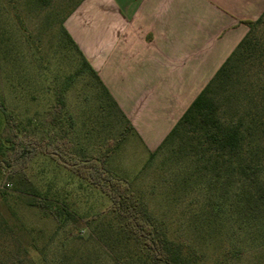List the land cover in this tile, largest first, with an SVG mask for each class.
<instances>
[{
    "label": "trees",
    "instance_id": "trees-1",
    "mask_svg": "<svg viewBox=\"0 0 264 264\" xmlns=\"http://www.w3.org/2000/svg\"><path fill=\"white\" fill-rule=\"evenodd\" d=\"M42 1L26 0V4L43 5ZM72 9L60 21L57 46L76 56L75 74L83 73L84 85L92 93L89 107L82 110L81 128L85 135L95 134L96 138L119 128L116 141L108 140V147L98 155L70 151L72 144L62 114L68 83L55 89L53 105L47 115L33 123L30 134L7 109L0 93L5 115L0 145L8 144L7 159H0V172H7L8 177L18 174L31 154L41 153L105 195L110 217L80 237L81 246L60 254L51 249L48 258L45 245L55 237L57 228L49 235L41 228H27L31 248L42 255V264H221V255L209 263L194 246L177 238L127 179L107 169L112 150L129 132H136L66 31L63 21ZM1 10L0 53L13 61L18 54L17 41L11 37L9 10ZM242 22L248 26L247 32L149 157L160 154V165L173 171L168 201L190 212L195 235L215 241L221 225L229 223L250 233L252 242L264 248V10L256 19ZM24 203L40 210L42 217L54 218L56 226L64 215L70 216L48 196L26 197ZM17 226L21 231L24 228L23 223ZM39 240H44L43 246Z\"/></svg>",
    "mask_w": 264,
    "mask_h": 264
},
{
    "label": "rangeland",
    "instance_id": "rangeland-1",
    "mask_svg": "<svg viewBox=\"0 0 264 264\" xmlns=\"http://www.w3.org/2000/svg\"><path fill=\"white\" fill-rule=\"evenodd\" d=\"M76 1L43 0V5L33 6L26 4V0H0L1 13L3 7L9 10L11 37L18 47L13 61H7L0 53V93L7 109L14 112L30 134L33 123L47 115L53 105L55 89L68 83L62 114L72 144L70 151L76 155H98L108 147V140L115 143L119 128L103 132L99 138L84 134L82 110L89 107L92 93L84 85L83 73L75 74L79 63L76 56L62 52L57 46L60 21ZM4 122V111L0 108V132ZM40 133L38 130L37 136ZM7 146L6 142L0 145V159H7ZM160 161V154L150 158L138 136L129 132L112 150L106 167L114 176L127 179L151 212L163 219L168 230L194 246L207 262L221 255V264H264V248L252 242L250 233L232 224H222L215 241L207 238L204 241L195 235L190 212L168 201L174 174ZM0 191L4 192L0 194V264H42V255L30 246L27 228H41L46 235L55 233L57 228L55 237L45 245L44 254L48 258L51 249L60 254L81 246L80 237L110 217L105 210L109 205L105 195L41 153L31 154L18 174L8 177L7 172H0ZM32 196H48L63 209V214L68 211L70 216L64 215L56 226L54 218L42 217L40 210L24 203L26 197ZM21 223L22 231L17 228ZM38 243L43 246L44 240Z\"/></svg>",
    "mask_w": 264,
    "mask_h": 264
},
{
    "label": "crops",
    "instance_id": "crops-1",
    "mask_svg": "<svg viewBox=\"0 0 264 264\" xmlns=\"http://www.w3.org/2000/svg\"><path fill=\"white\" fill-rule=\"evenodd\" d=\"M264 0H77L63 25L153 151Z\"/></svg>",
    "mask_w": 264,
    "mask_h": 264
}]
</instances>
